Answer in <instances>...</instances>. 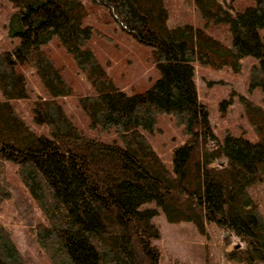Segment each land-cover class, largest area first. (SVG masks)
Instances as JSON below:
<instances>
[{
  "label": "trees",
  "instance_id": "trees-1",
  "mask_svg": "<svg viewBox=\"0 0 264 264\" xmlns=\"http://www.w3.org/2000/svg\"><path fill=\"white\" fill-rule=\"evenodd\" d=\"M8 1L14 10L7 35L17 42L0 50V202L9 197V160L45 217L34 234L50 262L160 264L154 219L162 215L168 223L192 225L201 236L225 229L224 240L240 243L226 252L229 261L264 264V209L255 194L258 188L264 193V110L241 97L256 140L228 131L218 140L197 98L192 64L238 71L239 59L250 56L257 63L249 68V90L260 88L264 100V0L242 8L193 0L203 26L168 25L164 0ZM90 15L149 48L159 72L150 87L127 94L112 83L88 45L95 30L84 23ZM210 25L227 27L230 44L214 37ZM53 37L93 88L76 97L89 128L112 129L119 143L85 136L57 100L73 95V87L45 47ZM24 69L46 93L31 101V110L47 135L36 134L11 104L28 98ZM164 113L188 135L172 149L171 169L140 131L152 132ZM0 264H23L1 224Z\"/></svg>",
  "mask_w": 264,
  "mask_h": 264
},
{
  "label": "rangeland",
  "instance_id": "rangeland-1",
  "mask_svg": "<svg viewBox=\"0 0 264 264\" xmlns=\"http://www.w3.org/2000/svg\"><path fill=\"white\" fill-rule=\"evenodd\" d=\"M233 8H242L253 4V0H218ZM170 26L191 23L203 26L204 19L199 14L193 0H164ZM13 7L8 0H0V50H9L17 42L7 35V22ZM101 11V10H100ZM99 12V11H98ZM84 23L95 27L88 45L110 76L112 83L127 94L140 92L150 87L159 77L156 66L149 58V48L136 42L132 36L121 30L115 23H103L101 19L90 15ZM206 28V26H205ZM207 29V28H206ZM212 35L230 44V32L225 26H208ZM264 39V27L260 30ZM58 63L64 66L63 74L73 87V95L59 97L66 114L87 137H95L103 142L119 141L112 129L99 130L89 128L88 118L78 106L76 97L93 93L92 86L84 79L70 58L51 38L45 45ZM240 69L234 71L229 66L214 68L209 64L193 61V82L200 103L207 109L208 123L219 140L228 131L235 136L256 140V135L247 121L240 103L245 97L262 106L264 100L260 88L248 86V72L257 61L245 56L239 59ZM28 98L15 99L11 104L23 120L36 134L47 135V128L34 123L31 101L46 93L30 72L24 69ZM149 141L152 149L161 158L165 166L171 169L172 149L183 143L188 135L177 125L174 118L166 113L160 114L152 132L140 130ZM219 162V161H218ZM5 180L9 197L0 202V224L9 231L10 238L22 255L23 264H52L36 242L34 227L45 223V217L30 196L27 188L18 178L15 165L5 160ZM255 194L264 209V193L260 188ZM158 225L159 237L154 240L162 260L165 262H186L188 264H233L227 259L226 252L240 246L236 238L224 240L228 235L225 229H212L206 236L199 235L192 225L187 223L171 224L162 215L154 219Z\"/></svg>",
  "mask_w": 264,
  "mask_h": 264
}]
</instances>
